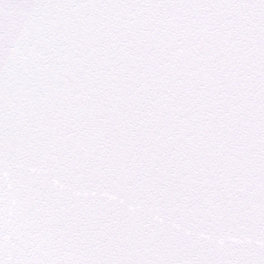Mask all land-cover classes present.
<instances>
[{
	"label": "snow or ice",
	"instance_id": "6c2138e0",
	"mask_svg": "<svg viewBox=\"0 0 264 264\" xmlns=\"http://www.w3.org/2000/svg\"><path fill=\"white\" fill-rule=\"evenodd\" d=\"M0 264H264V0H0Z\"/></svg>",
	"mask_w": 264,
	"mask_h": 264
}]
</instances>
